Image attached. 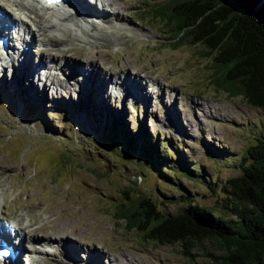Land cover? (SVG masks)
<instances>
[{"label":"rangeland","instance_id":"obj_1","mask_svg":"<svg viewBox=\"0 0 264 264\" xmlns=\"http://www.w3.org/2000/svg\"><path fill=\"white\" fill-rule=\"evenodd\" d=\"M112 1L121 8L106 6L110 13L92 4L106 18L104 24L95 19L97 28L90 31L98 40L83 43L46 31L48 46H41L36 34L38 42L27 52L38 63L50 50L48 56L64 55L72 64L85 65L84 71L61 65L67 75H55L47 57L45 71L32 69L30 78L20 75L21 68L14 73L16 63L0 58L2 229L11 227L30 240H52L48 246L33 244L38 254L26 241L29 257H20L25 264H211L206 254H220L214 242L198 244L186 257L178 244L161 246L128 230L116 220V206L144 193L167 215L198 204L227 216V181L238 177L245 149L264 135V110L217 90L216 69L202 48L175 43L165 22L151 17L166 0ZM114 11L120 12L118 19ZM15 48L13 57L21 50ZM99 55L100 61H91ZM92 63L95 69L89 73ZM122 72L136 81L142 78L139 92L112 84L119 90L113 86L101 93L99 85L109 77V83H119ZM99 112L117 126V116L124 117L134 136L146 125L153 137L169 142L160 150H173V160L161 151L160 158L141 153L146 167L137 165L140 153L108 139ZM179 153L194 174L206 176L190 177Z\"/></svg>","mask_w":264,"mask_h":264},{"label":"trees","instance_id":"obj_2","mask_svg":"<svg viewBox=\"0 0 264 264\" xmlns=\"http://www.w3.org/2000/svg\"><path fill=\"white\" fill-rule=\"evenodd\" d=\"M152 13L151 17L165 22L175 43L188 41L202 48L203 56L216 69L217 90L240 96L249 106L264 110V0H166ZM105 114H98L102 132L117 147H134L140 153L136 164L146 167L144 158L140 161L141 153L157 158L161 151L173 160V150L171 154L160 150L169 142L160 141L157 134L153 137L146 125L134 136L124 117L117 116V126L113 120L106 121ZM181 154L178 157L190 177L196 175ZM241 158L240 174L226 184L230 197L223 210L228 217L198 204L167 215L143 193L116 206L115 218L153 243L180 245L186 257L198 244L212 241L220 254H206L211 264H264V135L246 148Z\"/></svg>","mask_w":264,"mask_h":264},{"label":"bare ground","instance_id":"obj_3","mask_svg":"<svg viewBox=\"0 0 264 264\" xmlns=\"http://www.w3.org/2000/svg\"><path fill=\"white\" fill-rule=\"evenodd\" d=\"M0 2L2 4L0 6V12L2 14L3 20H5V22L8 23L9 28L13 26L17 29V33H13L11 31L6 30V31L0 32V34L4 35V36H8V38H7L8 41H12L13 39H15L16 44L20 45V48H21V50L15 51L17 54H16V57H13L15 54L14 48L16 46L13 45V46H11V48H10V46H8L9 50L7 51V54L5 55L6 57L4 58V60L5 61L9 60L11 62V63L10 62L9 63L12 65H14V63H16L15 67H13L14 73H15V71L17 72L19 70V68H21L22 70L20 71V75H24V76L30 77V78L33 77V73H32L33 70L32 69H34L37 73L45 71L46 68H44V65H45L44 58L50 57V56H48V53L50 50H46L42 53V56H44V58L42 57V58H40L39 61L37 60L38 61V63H37L33 60L32 56L29 55L30 54L29 51H30L31 46H34V44H36V41L38 42V40H36V36H37L36 34H38V36L41 37V39L39 40V44L43 47L48 46V40L46 41L44 38V33L46 31L57 32L62 38L70 37V39L79 40L83 43L91 42V40L95 41V40H98L99 38L90 32L91 29L97 28L94 23L96 22V20L102 21L103 24L106 23V18L104 16V13L102 14L101 11H98L97 9H95L94 8L95 4H96V6H99L103 12L107 10L106 6L111 7V8L113 7L115 9L120 7V6H116L119 4L116 1H112V0H110V1H107V0H104V1L103 0H85V1L84 0H65V2H61L58 5L47 6V8L43 5L44 3L43 4L39 3L38 0H0ZM125 3H126V1H125ZM92 11L94 12V15H93L94 17L93 16L90 17V15H92ZM13 12L18 14V18H16L14 15L13 16L11 15V14H13ZM39 12H41L42 14H40ZM107 12L110 13V11H108V10H107ZM114 13H115L114 17H117V19H118V17H120L118 15V14H120V12L114 11L113 14ZM42 19L46 22H44ZM113 23L117 24L116 22H113ZM66 32L72 33L71 34L72 36L68 35V33L65 34ZM13 34H15V35H13ZM55 40H57V39H55ZM64 42L65 41L63 39L60 41L61 46ZM0 49H1V47H0ZM80 55H82V53ZM26 56H27V59L25 58ZM100 57L101 56L99 55V57L93 58V60H91V61H94V60L100 61L99 60ZM50 58H51V61L53 62V65L55 67L53 68L54 70L51 67L49 68V70H50V72L53 70L55 72L54 73L55 75H58V74L67 75L66 72L64 73V71H62L63 67H61V65H64V66L66 65V66L70 67L71 72H76V71L82 72L85 70L84 69L85 65L82 66L80 64V66H78L75 63L72 64L71 62H68L67 59H65L64 55H63L62 59L61 58L55 59V57H53L52 55ZM81 58H83V57H81ZM33 61L36 63V65L34 64ZM103 64L106 65V62ZM3 65L4 64L0 63V66L3 67ZM26 66H27V69H25ZM92 68L95 69L94 63H92L90 68L89 67L86 68L89 70L87 72L90 73L91 72L90 70ZM29 73H30V75H29ZM122 73L117 75L119 80L123 77L122 80L119 81V83L115 80H114V82L109 83L110 79H112V77H109L106 79L104 77L105 82L102 85H99V86L104 87V89L101 91V88H99V91H101V93H104V91H105V93H106L109 91L110 87L113 88V86L115 87V85L118 88L125 90L124 85H123V84H125L127 86L126 91L129 92L128 85H130L132 93L136 94V92H139V90H140L139 87L143 86L142 82L140 81L142 78H140V80L136 81V79L134 77L132 78V76H129L127 73H125V74H124V72H122ZM69 76H70V74H69ZM84 78H85V80H87V75ZM107 83H109L110 86ZM112 84H115V85H112ZM43 85H44V83H43ZM115 89H116V91L119 90L116 87H115ZM141 94L143 95V93H141ZM0 202H2V200H0ZM0 225L2 226V224H0ZM38 229H39V227H38ZM9 231L15 235L14 247H15L16 251H18V256L14 260H11V261H13L11 264H25L24 260L22 261V258H20V257H22L25 253L24 250H26V247H25L26 244H31V246L33 247V249L31 248L32 254L34 252H37V254H38V253H40V250L38 248L34 247L33 244H35L36 242H41L42 245L46 246V244H47V246H48L49 243H52L51 239H43L40 241H38V240L36 241L33 239L30 240V238L27 239L24 235L19 233L16 229H9ZM3 235L5 238H7L5 231L3 232ZM26 241H29V243L28 242L25 243ZM24 243H25V245H24ZM70 244H71V242H70ZM31 262H33L32 259H31ZM0 264H7V263H4V262L1 263L0 262Z\"/></svg>","mask_w":264,"mask_h":264}]
</instances>
